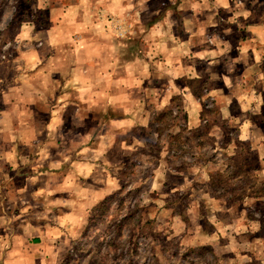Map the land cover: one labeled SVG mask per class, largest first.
<instances>
[{
	"label": "clouds",
	"instance_id": "clouds-1",
	"mask_svg": "<svg viewBox=\"0 0 264 264\" xmlns=\"http://www.w3.org/2000/svg\"><path fill=\"white\" fill-rule=\"evenodd\" d=\"M0 264H264V0H0Z\"/></svg>",
	"mask_w": 264,
	"mask_h": 264
}]
</instances>
